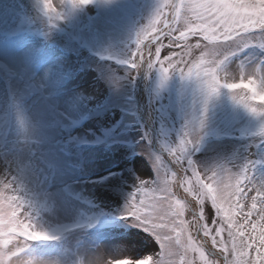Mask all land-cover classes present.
Segmentation results:
<instances>
[{
	"label": "rangeland",
	"instance_id": "rangeland-1",
	"mask_svg": "<svg viewBox=\"0 0 264 264\" xmlns=\"http://www.w3.org/2000/svg\"><path fill=\"white\" fill-rule=\"evenodd\" d=\"M170 1L100 0L98 16L94 17L96 9L88 4L74 7L70 0H51L63 15L46 25L40 0H0V29L26 30V35L13 44L7 43L4 49L0 43V56L19 71L15 79H10L8 73L7 77L0 74V95L6 94L3 84L7 86V94L15 95L10 120L2 132L5 134L0 132V220L7 224L14 209L21 219L29 212L35 229L48 231L76 219H107L92 231L48 245H37L36 241L16 236L18 230L5 228L0 235V264H112L115 260H140L148 256L152 264H245L249 256L243 255L244 252L255 257L254 248L241 247L237 228L245 225L240 230L245 232L243 240L248 243L249 236L258 237L260 228L264 227L259 211L264 207V115L251 113L233 99V95L238 99L245 95L239 89L228 95L220 87L208 96L202 87L203 93H197V86L202 83L196 80L195 66L203 71L215 67L213 61L222 60L218 69L222 83L239 82L241 76L249 75L257 80L264 78V31L252 38L239 34L230 44L215 42L218 39L205 40L204 35L211 37L212 32L195 28L201 23L195 5L202 0L175 1L179 13L174 11L169 27L163 32L167 35H160L157 44L151 38L153 32L148 31L140 47L146 59L148 49L155 59V48L160 46V59L165 65V57L174 63L183 59L185 63L180 67L185 75L180 71L163 74L159 64L150 68L145 62L143 78L147 93L143 127L134 135L124 130L132 120L129 111L138 106V101L130 96L136 81L137 68L133 69L130 62L137 51V35L149 28L159 7L167 13ZM163 26V22L157 25L160 29ZM239 46L246 50L241 52ZM27 49L29 53L20 56ZM229 53L234 55L229 57ZM190 67L193 74L188 78ZM121 111H126L125 127L118 131L127 137L124 145L90 149L66 144L74 134L91 138L101 135L114 125ZM146 115L152 127H156L154 134ZM81 117L86 118L83 125L78 123ZM223 122L229 126L223 127ZM221 131L241 138L219 139ZM209 134L216 139L207 141ZM154 136L177 169L163 155L159 153L162 160L154 153ZM138 137L144 142L137 143ZM186 138L194 142L186 144L182 159L192 157L190 162L201 170L202 180L212 186L213 194L222 187L220 181L231 184L232 190L239 182L244 190L232 201L218 200L223 203L224 211L217 212L210 196L200 195L207 189H200L190 171L185 174L186 162L175 163L172 152ZM200 143L201 150L194 156L192 144ZM245 169L247 176L241 174ZM180 171L185 174L182 189L187 199L196 204L203 199L202 228L207 225L210 229V235L205 238L218 255L227 258L225 261L209 253L210 259H204L202 251L192 245L194 239L203 249L194 218L199 205L195 207L178 196ZM110 173L115 175L111 177ZM104 176L108 178L104 180ZM6 184L11 187L6 188ZM58 195L71 203L69 213L55 209ZM253 196H257V208L247 220L258 223L255 234L251 224L245 221ZM13 197L19 199L12 200ZM176 199L183 202L176 203ZM237 199L243 211L235 207ZM129 200L152 222L164 225L156 229L160 241L133 220L117 222L116 217L126 213ZM181 219L187 223L178 244L173 229ZM230 230L235 239L229 236ZM32 247L33 254L29 250L28 256L19 255L21 248ZM228 247L230 253L225 251ZM13 252L17 255H12Z\"/></svg>",
	"mask_w": 264,
	"mask_h": 264
},
{
	"label": "snow or ice",
	"instance_id": "snow-or-ice-1",
	"mask_svg": "<svg viewBox=\"0 0 264 264\" xmlns=\"http://www.w3.org/2000/svg\"><path fill=\"white\" fill-rule=\"evenodd\" d=\"M90 2V0H70V3L75 6L86 5ZM42 4L43 11L45 15L49 18V20L53 19H60L63 13L54 8L51 0H40ZM174 11L179 13V8L173 4L171 5ZM195 8L198 10L199 15L198 19L201 23L196 24L195 28L200 29L204 33H208L209 31L212 32V36L209 37L207 34L204 35L205 40L210 39H221L223 43L230 44L234 42L233 34L239 35V30L243 29L248 31L250 27L259 28L260 30L264 31V0H202V2L195 5ZM166 14L163 12L161 7L158 8L151 24L149 25L148 29H142L140 33L137 35V51L132 54V59L130 62V66L135 69L139 66L141 62H147L148 67H152L154 64H159L160 71L163 74H167L170 71H180L183 75L184 69L180 67L181 64L185 63L183 59L173 62L170 57H165L167 60V64L165 65L164 61L160 59L161 55V47L157 46L155 48V59H153V53L151 49L147 50V59L145 58V52L141 49L140 45L143 43V38H147L148 31L153 32L152 39L159 44L160 35H167V33H163L157 25L163 22L164 28L169 27L168 21L165 19L161 21V18ZM183 35V33L181 34ZM147 49V45L144 46ZM215 67L213 68H205L203 71L199 69V66L196 67V80L202 83L204 90L206 91L208 96L214 94L218 88L224 87L229 89L231 92L233 90H244L245 95L241 98H237L236 95H233V99L239 103L243 104L245 108H247L251 113L256 115H264V78L257 80L255 77L249 75L247 77L241 76L239 82H227L226 80L222 83L221 78L218 74V69L220 68V64L216 63ZM193 74V68H188V78H191ZM255 105V106H254ZM186 137H189V134H185ZM194 140L191 138H186L181 140L179 146L173 150L172 155L176 157L175 163L178 164H187V167L184 169L185 174L190 171L191 176L196 178V182L199 183L200 189H207V192H200V189H197L196 192H200L201 196H210L212 206L216 208L217 212L224 211L223 203H218L219 201L222 202H229L232 201L233 197L239 198L241 193L244 191L239 182L237 183L235 190H232L231 184H223L222 181L219 183L222 184V187H218L215 194H213L212 186L208 183H204L201 177V170L196 168L190 161L186 159H182L185 146L186 144L193 143ZM247 169L241 172L242 175L247 176ZM206 175V172L204 173ZM215 176V173H213ZM191 177H189V180ZM141 183H144L142 180ZM250 183V181H249ZM5 187H11V185L6 184ZM191 191V189H189ZM193 192V195L196 194ZM259 195V193H258ZM12 200H18V197L11 198ZM252 206L251 210H249L245 214V221L246 224H251L252 232L255 234L258 223L254 221H248L247 217L252 215V210L257 208V196L252 197ZM142 203V202H141ZM201 204L204 203L203 199L200 201ZM264 203V201H262ZM17 207H21V205H17ZM236 208L240 211H243V206L239 204V200L236 201ZM260 220L264 221V207L260 208ZM30 213L27 212L23 219L20 218L18 212L14 209L8 218L7 224L4 221L0 220V235L3 234L4 229L7 228L8 231H17L18 235L21 237L26 238L27 241L31 240H46L51 239L54 237H50L47 232L38 231L35 229V226L29 219ZM126 215L129 219L135 221L145 230L150 232L154 235L157 241H160L161 237L156 232L158 227H163L164 225H158L150 219L148 215L142 213L140 207H138L134 202H128L126 206ZM177 215H182V213H177ZM197 223V230L199 231V221L203 219V214L201 213L199 217L195 216ZM187 222L183 219L179 220L176 228L173 231L176 232L177 243H179V238L183 233V226ZM232 224L229 218V229H231ZM245 225H238L237 231L239 232V236L241 237V247L246 249H255V257H251L248 252H244L243 255H248L249 259L245 262V264H264V227L260 228L258 237L256 235H250L248 243H245L243 237L245 235L243 229ZM179 229V230H177ZM219 234V230H218ZM203 235L209 236L210 229L207 225L203 226ZM229 236L235 239L234 234L232 231H229ZM192 237L189 234V241H191ZM215 237H213V243L215 244ZM7 243V241H5ZM258 245V246H257ZM235 248V244L233 245ZM19 251H23L21 248ZM12 255H17V253L13 252ZM151 257H145L140 260H115L112 264H150Z\"/></svg>",
	"mask_w": 264,
	"mask_h": 264
},
{
	"label": "bare ground",
	"instance_id": "bare-ground-1",
	"mask_svg": "<svg viewBox=\"0 0 264 264\" xmlns=\"http://www.w3.org/2000/svg\"><path fill=\"white\" fill-rule=\"evenodd\" d=\"M6 47V46H5ZM5 47H2L3 49L5 48ZM1 48V47H0ZM3 49L1 50V51H3ZM6 52V51H5ZM27 53H29L28 52V49L27 50H24V51H22L21 53H20V56H22V57H24L25 56V54H27ZM143 67V66H142ZM141 69V71H140V73H142L143 72V69L142 68H140ZM145 87H146V82H145V80H143L142 82H141V88H142V91L144 92V95L146 96V94H145ZM143 99V98H142ZM145 102H146V99L144 100ZM144 107H145V103H144ZM148 118V117H147ZM148 121H150L151 119H147ZM56 196V195H55ZM55 200H56V205H55V209L56 210H58V211H60L61 213H69L70 212V207H71V203L70 202H65V201H63L62 200V198L58 195L56 198H55ZM72 210V209H71ZM47 259V258H46ZM45 260V259H44Z\"/></svg>",
	"mask_w": 264,
	"mask_h": 264
}]
</instances>
